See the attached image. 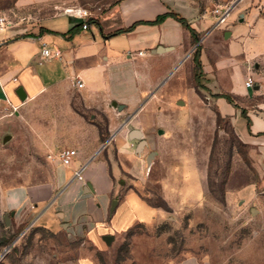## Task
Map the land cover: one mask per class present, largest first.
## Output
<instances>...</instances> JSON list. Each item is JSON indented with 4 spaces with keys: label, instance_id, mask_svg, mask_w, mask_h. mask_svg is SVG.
<instances>
[{
    "label": "rangeland",
    "instance_id": "1",
    "mask_svg": "<svg viewBox=\"0 0 264 264\" xmlns=\"http://www.w3.org/2000/svg\"><path fill=\"white\" fill-rule=\"evenodd\" d=\"M0 4L7 8L12 1ZM189 70V60H182L164 84L155 82L147 107L119 132L125 148H119L120 140L112 141L114 189L135 193L157 211L154 218L112 234L110 245L96 246L85 236L87 227L69 218L56 226L30 219L14 226L6 213L5 226L2 212L0 264H264V147L236 135L223 112L225 100L214 96L211 82L201 75L192 78ZM250 77L252 92L234 97V103L264 115V61ZM116 112L109 103L86 108L73 86L27 99L9 117L11 129L4 136L10 140L0 144V191L55 181L57 153L83 135L85 122H95L102 133L108 123L117 129L124 116ZM131 130L148 141L139 152L127 139ZM103 144L97 159L110 148ZM118 151L126 172L116 170ZM132 203L142 218L154 213ZM53 212L55 218L57 208Z\"/></svg>",
    "mask_w": 264,
    "mask_h": 264
},
{
    "label": "crops",
    "instance_id": "2",
    "mask_svg": "<svg viewBox=\"0 0 264 264\" xmlns=\"http://www.w3.org/2000/svg\"><path fill=\"white\" fill-rule=\"evenodd\" d=\"M11 1L7 8L0 4V16L6 20L0 30V144L10 140V136L6 142L2 140L11 129L9 117L18 114L27 99L58 87H74L76 77L83 83L81 89H76L86 108L109 103L118 116L124 117L115 130L106 124L104 141L98 125L85 122L80 127L83 135L66 145L75 156L69 165H57L55 181L0 191V213H8L14 226L27 219L39 221L43 227L56 226L57 220L69 218L76 226H86V238L100 246L105 244L104 236L124 233L157 214L135 193L114 189L112 141H121L119 132L147 107L152 97L150 88L157 81H161L159 86L164 84L174 65L189 60V75L194 78V47L199 48L201 77L212 83L216 94L240 98L252 92L253 88L247 89L244 83L253 67L264 61V0ZM225 8L228 13L217 24L213 11ZM82 10L86 16L79 15ZM169 13L186 20L197 34L196 44L192 45L189 32L173 18L155 23ZM89 19L97 25H86ZM80 24L83 27L71 34V29ZM43 44L58 49L60 56L42 57ZM19 88L25 94L24 100L16 94ZM147 92L145 104L134 111ZM223 107L240 139L248 142L253 138L264 147L262 112H246L248 130L240 109L226 101ZM53 143L48 141L49 150ZM101 143L102 148H110L105 157L97 159ZM125 146L121 141L119 148ZM117 155L116 170L126 172L121 152ZM132 202L154 213L142 218ZM54 208L58 210L57 218L53 216Z\"/></svg>",
    "mask_w": 264,
    "mask_h": 264
},
{
    "label": "trees",
    "instance_id": "3",
    "mask_svg": "<svg viewBox=\"0 0 264 264\" xmlns=\"http://www.w3.org/2000/svg\"><path fill=\"white\" fill-rule=\"evenodd\" d=\"M166 17H171L174 20H176L177 22H179L190 34L191 37V43L192 45L196 44L198 41V37L197 34L195 33V31L193 29L190 28V26L188 25V23L186 22L185 19L179 17L176 14L173 13H169L167 15H163L160 16L156 19L155 23H159L161 22L164 18ZM86 25H90V24H96L97 25V21L93 20V19H89L86 23ZM83 27V24H80L76 27H74L73 29H71V34H74L76 32H78L79 29H81ZM198 57H199V48L198 46L196 47V50L194 52V56H193V63H194V78L197 79L199 77V75H201V67H200V63L198 61ZM217 98H221L223 100H225L228 104L232 105L234 108L236 109H240L238 108V106L234 103V98L232 96H230L229 94H224V93H220V94H216L214 95ZM240 116L246 121V126L247 129L249 130V125H250V120L246 115V111L244 109H240ZM100 131V129H99ZM101 134V139L102 141H104L107 138L106 133H102V131H100Z\"/></svg>",
    "mask_w": 264,
    "mask_h": 264
},
{
    "label": "built area",
    "instance_id": "4",
    "mask_svg": "<svg viewBox=\"0 0 264 264\" xmlns=\"http://www.w3.org/2000/svg\"><path fill=\"white\" fill-rule=\"evenodd\" d=\"M213 13L217 17V24L222 23L228 13V8H225L223 10H214ZM79 15L86 16V11L82 10L79 12ZM6 24L5 18L0 16V30H3L4 26ZM41 55L44 58H50V57H58L60 56V51L56 49L55 47L47 48L45 44L42 45ZM244 86L247 89H252L254 86L253 80L251 77H248L244 83ZM74 87L77 89H81L83 87V83L79 78H75L74 80ZM5 110L8 109V107H4ZM75 156L74 150H61L57 153L56 159L59 161L61 165H69L71 162V159Z\"/></svg>",
    "mask_w": 264,
    "mask_h": 264
},
{
    "label": "water",
    "instance_id": "5",
    "mask_svg": "<svg viewBox=\"0 0 264 264\" xmlns=\"http://www.w3.org/2000/svg\"><path fill=\"white\" fill-rule=\"evenodd\" d=\"M16 94H17V96L19 97L20 100H24L25 94H24V92H23V90L21 88H19L16 91ZM124 124L125 123H123V125ZM123 125L121 127H123ZM159 133H162V131H160ZM141 137H142L141 136V133L138 130H131L128 133V139L131 140V141L139 140ZM7 140H9V137L8 136L5 137L3 141L6 142ZM144 146H145V142H143V141L140 142L138 144V146H137V149H136L137 152H139ZM113 204H114V202H113ZM4 223H5V225H8V215H5L4 216ZM102 240L105 242L106 245H110L111 242L113 241V237L112 236H104L102 238ZM3 255H4V253H3Z\"/></svg>",
    "mask_w": 264,
    "mask_h": 264
},
{
    "label": "flooded vegetation",
    "instance_id": "6",
    "mask_svg": "<svg viewBox=\"0 0 264 264\" xmlns=\"http://www.w3.org/2000/svg\"><path fill=\"white\" fill-rule=\"evenodd\" d=\"M159 131V130H158ZM157 131V132H158ZM145 142V145H147L148 144V141H147V139H146V137L144 136V135H142V137L139 139V140H135V146H134V149L136 150L137 149V146H138V144L140 143V142ZM120 184H121V182H120Z\"/></svg>",
    "mask_w": 264,
    "mask_h": 264
}]
</instances>
